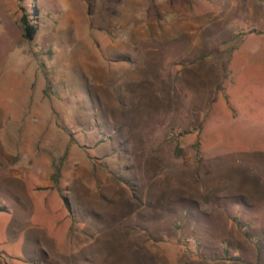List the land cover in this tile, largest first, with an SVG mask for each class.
<instances>
[{"label":"rangeland","instance_id":"obj_1","mask_svg":"<svg viewBox=\"0 0 264 264\" xmlns=\"http://www.w3.org/2000/svg\"><path fill=\"white\" fill-rule=\"evenodd\" d=\"M262 62L264 0H0V264H264Z\"/></svg>","mask_w":264,"mask_h":264},{"label":"trees","instance_id":"obj_2","mask_svg":"<svg viewBox=\"0 0 264 264\" xmlns=\"http://www.w3.org/2000/svg\"><path fill=\"white\" fill-rule=\"evenodd\" d=\"M35 11V10H34ZM37 11V10H36ZM35 11V12H36ZM24 12V11H23ZM36 15V14H33ZM32 15H28L27 13H23L19 19L20 21V26L23 30V36L24 38H26L27 40H32L38 30V24L33 22V20L30 18ZM66 201H68V199L66 198ZM0 210L4 211L6 210L5 207H1L0 206ZM238 228L244 232V225L242 223H238Z\"/></svg>","mask_w":264,"mask_h":264},{"label":"crops","instance_id":"obj_3","mask_svg":"<svg viewBox=\"0 0 264 264\" xmlns=\"http://www.w3.org/2000/svg\"><path fill=\"white\" fill-rule=\"evenodd\" d=\"M263 63V62H262ZM264 64V63H263ZM236 71H238V69H235ZM226 100V99H225ZM228 104V103H227ZM215 107V108H214ZM221 107L222 108H224L223 109V111H225V109H227L226 107H227V105L226 104H221V103H216L215 105H213L212 106V110H211V112L212 111H214V109H217V108H220L221 109ZM229 108V107H228ZM221 111V110H220ZM218 112H215V114H217ZM214 114V113H213Z\"/></svg>","mask_w":264,"mask_h":264}]
</instances>
